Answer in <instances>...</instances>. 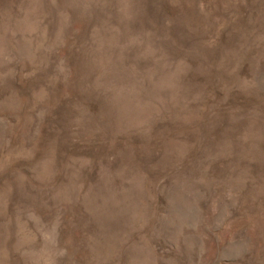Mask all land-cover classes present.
Instances as JSON below:
<instances>
[{
	"label": "rangeland",
	"instance_id": "1",
	"mask_svg": "<svg viewBox=\"0 0 264 264\" xmlns=\"http://www.w3.org/2000/svg\"><path fill=\"white\" fill-rule=\"evenodd\" d=\"M0 264H264V0H0Z\"/></svg>",
	"mask_w": 264,
	"mask_h": 264
}]
</instances>
